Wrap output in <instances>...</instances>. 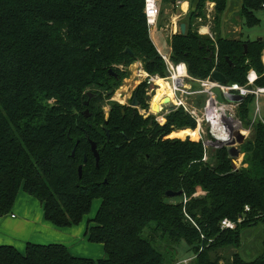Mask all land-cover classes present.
Masks as SVG:
<instances>
[{"label":"trees","instance_id":"16d2710c","mask_svg":"<svg viewBox=\"0 0 264 264\" xmlns=\"http://www.w3.org/2000/svg\"><path fill=\"white\" fill-rule=\"evenodd\" d=\"M144 1L0 0V217L12 211L22 189L58 227L81 223L100 198L87 235L103 243L106 253L95 260L74 256L63 244L28 242L24 252L0 245V264H177L181 245L193 253L191 264H264V241L251 261L238 251L229 259L221 253L241 247L244 227L264 224L263 121L251 124L246 118L252 132L241 147L244 165L236 169L226 148L205 162L198 135L170 137L193 133L183 129L177 135L176 128L196 127L182 108L160 123L114 101L106 117L100 105L137 60L150 75H168L150 36ZM209 1L219 29L228 0H198L187 32L172 37V61L185 63L194 78L220 71L229 83L245 84L254 69L256 84L264 87V40L211 38L193 28ZM263 4L243 0L248 25L259 22L255 12ZM147 87L142 82L135 90L141 108L148 107ZM253 99L242 101L244 114ZM91 141L98 145L99 165ZM168 190L183 193L172 201ZM225 218L236 221V228L222 229Z\"/></svg>","mask_w":264,"mask_h":264},{"label":"built area","instance_id":"2783aa9c","mask_svg":"<svg viewBox=\"0 0 264 264\" xmlns=\"http://www.w3.org/2000/svg\"><path fill=\"white\" fill-rule=\"evenodd\" d=\"M208 6L213 7L214 4L208 3ZM144 13L149 32L152 35L154 28L158 25L161 14L160 0H145ZM210 35L214 38L212 34ZM152 41L155 44L153 39ZM156 48L166 63L168 75L162 77L147 73L142 82H147L148 85L155 83L158 88L161 85L156 81V78H162L170 82L172 94L167 95L170 96V103H162L159 111H154L152 106L149 107L148 112L145 109H140L141 114L145 117L153 115L157 122H161L163 114L170 112L167 106L172 104L176 109L182 108L196 122V127L191 128L193 133L187 136L196 134L202 140L204 148L203 161L209 162L211 160L210 149H227L233 146L240 150V155L239 157H231L232 161L236 169L242 167L244 165V153L241 151L242 144L239 143V137L243 136L244 141H246L251 130L245 127L243 120L238 114L242 101H230L225 97V94H238L243 96L244 99L250 95L255 96V98L261 94L264 95V87L256 85L258 75L253 70H250L245 84L221 83L211 80V76L205 79L194 78L188 73L185 63H174L171 59V54H166L157 46ZM193 83L198 84L199 87L194 89L192 87ZM148 93L151 94L149 91ZM221 97H224V99H221ZM261 121L264 122V120ZM199 194L196 193L195 196ZM249 210L250 207L246 206V211ZM242 220L243 218L240 217L238 222ZM236 226V221L228 218L223 219L221 222L222 229H234Z\"/></svg>","mask_w":264,"mask_h":264},{"label":"crops","instance_id":"0c3cea01","mask_svg":"<svg viewBox=\"0 0 264 264\" xmlns=\"http://www.w3.org/2000/svg\"><path fill=\"white\" fill-rule=\"evenodd\" d=\"M197 1L198 0H177L175 3H172L170 1L169 5L167 6V12L170 11V13L169 15H167V20L164 24L168 23L166 26H171V28L174 29L175 24H177L181 19L189 18V15L195 8ZM209 3L214 2L209 1ZM175 9L177 11H175ZM242 9L243 0H228L227 9L222 16L219 29L215 28L214 24V32L216 33V36L218 35L231 39H250L251 41L264 40V36L251 37V31L245 30V25L247 23L246 20L242 17ZM259 11L255 12V14L260 22ZM259 22L253 26H257ZM163 28V23L160 27V30H158L157 25L152 32L151 38L154 40L156 46L159 49H161L166 54H171V44H169L167 40H164V38L160 34ZM207 28L208 27H205L204 30L208 31L209 29ZM248 29L253 28L249 25ZM202 33H205L207 35L210 34V32L206 33L203 30ZM138 62H141L142 69L146 70L142 61L133 62V64L129 65V69L132 70V67H136L137 69ZM262 62L264 65V50L262 52ZM251 70H253L259 77V74L254 69ZM147 73L148 72L146 70V74ZM128 76L125 79H127ZM130 78H132L131 73ZM139 83L141 84L142 82ZM132 87L133 86H130V89ZM192 87L195 89L198 88L199 85L193 83ZM134 89H137L136 86L134 87ZM258 102L259 99L257 100V103ZM87 229L88 223H79L77 225L68 227H58L52 224L45 218L44 205L39 200H36V198H34L22 189L18 193L12 211L0 217V245H13L18 248L21 252H24L28 242L39 244L58 243L67 246L70 253L74 256H82L80 254H97V256L101 259L105 255V245L102 243L104 245L103 246L98 242V244H95L96 246L91 245L92 243L88 242V240L90 241V239L87 235Z\"/></svg>","mask_w":264,"mask_h":264},{"label":"rangeland","instance_id":"374dc122","mask_svg":"<svg viewBox=\"0 0 264 264\" xmlns=\"http://www.w3.org/2000/svg\"><path fill=\"white\" fill-rule=\"evenodd\" d=\"M170 3V0H160V7H161V14H160V17H159V24H158V30H160V27L163 23L164 25V28L161 30V36L164 38V40H167L169 44H171V47H172V37L174 34H178V33H182L181 32V29H180V25H181V22L182 23H189V19L186 18V19H181L177 24H175L174 26V29L171 28V26H166L168 23L164 24L167 20V15H169L170 11L167 12V6L169 5ZM208 3L206 4V7L204 9V12L202 14V16L197 20V22H195V24L193 25V28H198L197 30H199V32L201 34H205V33H202V30L205 31L206 33H209L212 34L214 36V38L216 37V33L214 32V15H215V11H214V7H215V3L213 7H210L208 6ZM175 11H177L175 9ZM260 13V22L257 26H252L253 29H248V24L245 25V30L246 31H251V37H255V36H259V37H262L264 36V9L260 10L259 11ZM204 27H208L207 29H209L208 31L207 30H204ZM187 32V30H186ZM183 34V33H182ZM209 34V36H211ZM220 35V34H219ZM151 36V34H150ZM152 39V38H151ZM171 54H172V51H171ZM138 61V60H137ZM126 70L128 71V78H130V73L132 75V78H135L134 77V74L136 72V67H132V70L129 69V66L126 67ZM144 75V74H143ZM143 77V76H142ZM125 79L124 80V84L122 86H120L116 92H115V95L112 96L109 100H104L103 102H101V106L104 110V113L106 114V117H108L109 115V112H110V109H111V102H118L119 104L121 105H124V102H128L129 98L132 97V94L134 93L135 89L134 87L136 86V88L139 87L140 83L139 82H142V80H139L137 81L134 86L130 89V92H126L127 94L130 93V95H128V97L125 96V98H127V101L125 99L124 102H121L117 99L116 97V93L119 91V89L123 88V87H126L127 83L126 81L128 80ZM131 79V78H130ZM257 85V84H256ZM259 86V85H257ZM149 87V88H148ZM148 91L151 93L149 94L148 91H147V95L150 96V98L148 99V107H144L143 109L147 110L146 112H148L149 110V107L152 106V99L157 91V84L155 83H150L148 85ZM262 87V86H260ZM125 95V93H123V96ZM263 94L259 95L258 97L255 98L254 96V99L253 101L251 102V104L249 105V111L247 112V114L243 113L241 111V106L239 107L238 109V114L239 116L241 117V119L245 122H247L246 118L251 122V124H253L254 122H262L261 120H264V95L262 96ZM252 96V95H251ZM221 99H224V97H221ZM259 99V102L257 103V100ZM154 100V99H153ZM131 102V100L129 101ZM131 104V103H130ZM259 106V108H258ZM152 109L154 111H157L155 110L153 107ZM167 109H168V106H167ZM159 111V110H158ZM260 113V114H259ZM159 114H162V113H159ZM168 114V113H167ZM167 114H163V119L160 123H165L166 122V116ZM255 115H256V119H255ZM246 116V117H245ZM246 124V123H245ZM244 124V125H245ZM250 124V125H251ZM246 128L250 129L251 132H252V129L251 127H247L245 126ZM183 129H190V128H176L174 129V132L177 133L178 135V132L180 130H183ZM191 131H193L192 129H190ZM251 132L249 133V137L248 139L251 137ZM179 136V135H178ZM174 136L171 134V138H180V139H186L187 135L184 136V137H181V136ZM215 150H212L210 149L209 150V154L211 156L213 152H215ZM244 153V152H243ZM244 156H245V153H244ZM198 193H201V191H198ZM38 200V199H36ZM178 200L177 196H175V198L172 200V201H176ZM100 204H101V199L100 198H95L93 200V203H92V208H91V211L89 214H87L85 216V219L81 222V224H87L88 223V220L90 218H94V216L96 215L99 207H100ZM91 224H93V222H91ZM263 241H264V224L263 223H258V224H255V225H252V226H247V227H244L243 230H242V237H241V247L236 249L234 247H227V248H224L221 250V253L222 255L226 258V259H229L232 255L233 252L235 251H238L241 255V257L246 260V261H251L253 259H255L256 257H258L261 253H262V249H263ZM88 242H91L90 244L93 245V246H96L95 244H98L97 242H92V241H89ZM99 244H102V243H99ZM103 245V244H102ZM104 246V245H103ZM178 248V252H179V258H178V261L177 264H191V260H192V257H193V253L190 251L189 247L187 245H181V246H177ZM73 255V254H72ZM82 255L83 257L85 258H92V259H95V260H99L100 258L97 256V254H80ZM82 256H79V257H82ZM106 256V253L105 255L102 257L104 258ZM101 258V259H102Z\"/></svg>","mask_w":264,"mask_h":264},{"label":"water","instance_id":"95a60500","mask_svg":"<svg viewBox=\"0 0 264 264\" xmlns=\"http://www.w3.org/2000/svg\"><path fill=\"white\" fill-rule=\"evenodd\" d=\"M180 29H181V32L184 34L186 33V23H182L181 26H180ZM245 48H247V44H245ZM127 52H129L132 56H135V53L134 51L128 47L126 49ZM227 60L232 64V61H230L229 57H227ZM111 73L115 74V72H113L112 70H110ZM211 80L213 81H218V82H221V83H226L228 80L226 78V76L220 72V71H217L215 70L211 77H210ZM109 94H113V96L115 95V93H113V91H110ZM89 97L91 98L92 97V94H89ZM225 97L230 100V101H234V102H241L244 100V97L241 96V95H238V94H232V93H228V94H225ZM170 102V97L169 96H164V98L162 99V103H165V104H168ZM90 101L87 100L85 102L87 108L85 109L84 111V115L86 117H89L91 115V112H90V109L88 107ZM133 105H137V97L136 95L134 96V100H133ZM153 107V106H152ZM175 109V106L173 105H169L168 106V110L169 111H172ZM160 110V109H159ZM107 135L109 136L110 133L109 131L107 130ZM245 141H244V137L243 136H240L239 137V143L240 144H243ZM91 148H92V152L96 158V164L99 165V162H100V153H99V150H98V145L95 141H91ZM228 150V153H229V156L230 157H239L240 155V150L236 147H233V146H230L227 148ZM75 151H76V147L74 148L73 150V155L75 154ZM84 160L86 161L87 160V157L85 156ZM235 165V164H234ZM78 171H79V176L82 177V174H83V165H80L79 168H78ZM183 193L182 190H179V191H174V190H168L166 192V195L168 197H175V196H180L181 194Z\"/></svg>","mask_w":264,"mask_h":264},{"label":"bare ground","instance_id":"6f19581e","mask_svg":"<svg viewBox=\"0 0 264 264\" xmlns=\"http://www.w3.org/2000/svg\"><path fill=\"white\" fill-rule=\"evenodd\" d=\"M143 74L146 76V70L142 69V63L138 62L137 69H136V72L134 74L135 78L128 79L126 81V83H127L126 87L119 89V91L116 93V97L119 101H121V102L125 101V99H126L125 96L128 97V95H130V93L127 94L126 92H130V86H132V85L134 86V84L138 80H142L143 78H145V76H143ZM156 81L158 83H160L161 87H159L157 89V92L153 97L154 100L152 99V101L154 103L153 108L158 111L159 109H161L162 99L164 98V96L171 95L172 89H171L170 82H168L167 80L162 79V78H156ZM123 93H125L124 96H123ZM170 105H172V104H170Z\"/></svg>","mask_w":264,"mask_h":264},{"label":"flooded vegetation","instance_id":"af4514ba","mask_svg":"<svg viewBox=\"0 0 264 264\" xmlns=\"http://www.w3.org/2000/svg\"><path fill=\"white\" fill-rule=\"evenodd\" d=\"M136 94H135V92L133 93V95H132V97H130L129 98V100H128V102H126V103H124L125 105H128V106H132V107H136V108H138L139 109V111H140V109H143V108H141V107H139V104H138V102H137V105L135 106V105H133V100H134V96H135ZM137 97V96H136ZM131 100V102H129ZM131 103V104H130ZM152 103V106L154 105V103L153 102H151ZM141 113V112H140Z\"/></svg>","mask_w":264,"mask_h":264}]
</instances>
